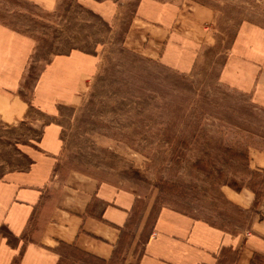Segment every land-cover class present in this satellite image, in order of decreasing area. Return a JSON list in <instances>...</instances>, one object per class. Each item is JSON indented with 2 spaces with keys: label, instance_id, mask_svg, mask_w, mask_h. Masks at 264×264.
Returning <instances> with one entry per match:
<instances>
[{
  "label": "rangeland",
  "instance_id": "rangeland-1",
  "mask_svg": "<svg viewBox=\"0 0 264 264\" xmlns=\"http://www.w3.org/2000/svg\"><path fill=\"white\" fill-rule=\"evenodd\" d=\"M140 1L55 0L47 9L0 0V22L35 42L19 87L27 100L54 55L73 48L96 54L83 91L54 118L65 155L139 187L124 247L110 264H119L134 240L139 251L162 206L239 231L257 210L230 200V185L253 191L255 205L264 196V106L220 76L237 36L264 34V0H146L186 12L166 31L137 12ZM8 153L12 148L0 147V172ZM62 252L60 264H104L74 248Z\"/></svg>",
  "mask_w": 264,
  "mask_h": 264
},
{
  "label": "crops",
  "instance_id": "crops-1",
  "mask_svg": "<svg viewBox=\"0 0 264 264\" xmlns=\"http://www.w3.org/2000/svg\"><path fill=\"white\" fill-rule=\"evenodd\" d=\"M31 1L47 9L55 4ZM143 10L162 30L181 25L179 13H186L141 0L137 12ZM34 46L30 35L0 22V147L12 148L0 172V264H60L67 247L108 261L123 243L142 196L139 187L112 170L65 155L61 125L54 118L83 91L96 70V54L73 48L54 55L27 100L19 87ZM232 53L221 78L264 106V34L255 32L251 40L237 36ZM7 127L18 133L3 136ZM226 192L243 209L256 208L249 227L226 230L162 206L139 251L134 240L119 264H264V196L253 205V191ZM148 215L147 209L138 234Z\"/></svg>",
  "mask_w": 264,
  "mask_h": 264
},
{
  "label": "trees",
  "instance_id": "trees-1",
  "mask_svg": "<svg viewBox=\"0 0 264 264\" xmlns=\"http://www.w3.org/2000/svg\"><path fill=\"white\" fill-rule=\"evenodd\" d=\"M236 155V154H235ZM230 187H232L235 191H240V187H236V185H230ZM253 205H255V199H254V203H253ZM136 210V205H135V207L133 208V211H132V214H133V212ZM150 214V213H149ZM155 218V217H154ZM146 223H147V219H146V222H145V224H144V227L146 226ZM129 227V224L127 225V228ZM126 234H127V232L126 231H124L123 232V239L125 238V236H126ZM131 244V243H130ZM129 244V245H130ZM123 247H124V245L123 244H120L116 249H115V252H114V254H113V256L108 260V261H105V260H102V259H99V258H96V257H94V256H91V255H89L90 257H92V258H95V259H97V260H99L100 262H102V263H104V264H110L111 262H113L114 261V259L115 258H117L118 256V253H120V251L123 249Z\"/></svg>",
  "mask_w": 264,
  "mask_h": 264
}]
</instances>
